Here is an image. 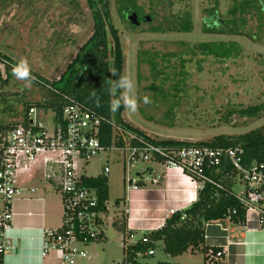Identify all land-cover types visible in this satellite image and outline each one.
I'll use <instances>...</instances> for the list:
<instances>
[{
  "label": "rangeland",
  "instance_id": "374dc122",
  "mask_svg": "<svg viewBox=\"0 0 264 264\" xmlns=\"http://www.w3.org/2000/svg\"><path fill=\"white\" fill-rule=\"evenodd\" d=\"M142 19L132 28L121 15L118 0H109L113 24L119 30L125 66L124 74L136 85L140 98L137 112L125 109V123L144 132L156 141L180 140L191 143L209 142L215 137L239 136L264 127V115L240 117L238 113L223 119L233 110H243L264 104V38L257 42L247 36L214 35L204 27L217 26L218 20L231 19L229 10L233 0H135ZM263 4H264V0ZM190 16L192 30L178 32L175 27ZM246 31L260 34V22L255 14L246 15ZM93 18L86 0H0V68L2 61L15 65L21 58L28 61L36 78L30 89L15 76L10 88L24 96L29 105L42 103L46 93L39 81L58 80L75 59L93 32ZM236 43L242 49L236 59L219 62L213 56H204L196 46L209 43ZM5 77V75H4ZM152 101L145 105L142 98ZM22 106L19 108L21 112ZM21 112L20 116L23 117ZM34 117L42 118L37 111ZM50 117L40 122L50 127ZM20 119V117H19ZM154 163H139L133 174H140ZM109 166L108 176L110 214L104 227V237L89 244L76 243L86 253L76 264H123L126 261L123 235L113 227L115 221L125 220L127 214V177L120 153L104 154L90 160L84 174L96 177L103 166ZM32 177V176H29ZM243 191L241 185L236 189ZM49 201L60 216V197L50 192ZM120 206H116V202ZM63 221L61 220L59 228ZM52 229V230H58ZM195 258L188 253L183 264H203V253ZM194 254V255H195ZM188 260V261H187ZM176 264L165 259L161 249L154 256L138 258L140 263L158 262ZM45 264H55L47 259ZM180 264V263H179ZM182 264V263H181Z\"/></svg>",
  "mask_w": 264,
  "mask_h": 264
},
{
  "label": "built area",
  "instance_id": "2783aa9c",
  "mask_svg": "<svg viewBox=\"0 0 264 264\" xmlns=\"http://www.w3.org/2000/svg\"><path fill=\"white\" fill-rule=\"evenodd\" d=\"M64 106L60 114L53 108L33 106L20 123L7 130H0V257L15 249L7 237L11 230L13 206L19 199L32 200L35 189H26L23 178L37 173L50 190L59 195L62 207V226L58 230L43 233L41 256L58 257L57 264H76L85 259L86 253L76 243L89 244L104 236V227L110 214L108 201L101 204L97 187L87 185V180L106 178L110 167L103 166L102 174L89 177L84 169L94 158L104 154L120 153L123 156L127 177L124 178L126 200L131 192L143 186L158 185L156 176L147 167L134 175L139 163L162 165L166 172L175 171L194 188L198 201L199 192L206 184H213L210 174L219 169L230 168L234 173L231 195L244 211L241 224L246 230L264 231V162H247L240 147H184L181 149L157 146L124 129L113 119L100 115L73 100ZM39 111L42 118L34 117ZM50 119V127L43 125V117ZM27 121V124H24ZM112 129V142L102 143L104 128ZM241 185L243 191L238 193ZM194 205V204H193ZM117 206V204H116ZM179 211L171 210L166 218ZM237 212H231L236 215ZM231 222L230 217L227 218ZM166 223V222H165ZM213 224H207L206 229ZM221 225V223L214 224ZM165 226V225H164ZM163 226V227H164ZM162 227V228H163ZM148 243L145 235L128 233L125 246L138 242ZM218 250V251H216ZM150 250L148 256L154 255ZM225 255L221 247H208V263L220 262ZM0 264H3V261Z\"/></svg>",
  "mask_w": 264,
  "mask_h": 264
},
{
  "label": "trees",
  "instance_id": "16d2710c",
  "mask_svg": "<svg viewBox=\"0 0 264 264\" xmlns=\"http://www.w3.org/2000/svg\"><path fill=\"white\" fill-rule=\"evenodd\" d=\"M92 13L94 22L93 32L88 41L82 46L75 59L67 66L65 72L58 80L49 82L47 80L39 81L46 97L42 103L29 105L24 96L15 93L10 88V81L13 75L14 65L8 60H3L5 70L0 68V130L11 129L20 123L21 118L33 106L53 108L58 114L62 111L68 100L83 105L100 115L113 119L124 129L131 131L138 137L144 138L150 143L168 148L181 149L184 147H240L244 151L247 162H264V127L253 130L239 136L221 135L215 137L209 142L191 143L180 140H160L156 141L148 137L144 132L125 123L122 114L125 108L121 107L116 112L109 110L110 97L107 89L108 81L116 80L124 74L125 56L120 40L119 30L115 27L110 13L109 0H86ZM120 4V13L122 17L129 22L132 28H136L129 20V13H136L139 20L142 21V14L136 5L135 0H118ZM255 14L260 22V34H252L246 31V15ZM217 20V26H205L204 32L214 35L228 36H247L252 41L257 42V37L264 38V4L262 0H233V6L229 10L231 19L221 21L212 14ZM175 30L188 33L192 30L190 16L186 15V20L179 23ZM199 53L204 56H213L215 60L224 62L236 59L242 54V49L236 43H209L196 46ZM115 71L116 76L111 72ZM5 75V77H4ZM95 90L96 97L90 94ZM22 106L20 116L19 108ZM238 113L240 117L254 118L264 115V104L248 107L243 110H233L223 119L229 122V117ZM20 117V119H19ZM27 124V121H24ZM112 129L104 128L102 143L106 146L112 142ZM213 178V184H206L204 189L199 192L198 201L190 208L177 212L166 220L165 226L160 230L146 235L149 242H138L135 245L125 246V237L127 236L126 219L115 221L113 227L123 235L124 251L126 261L123 264H148L138 262V258L149 257L146 253L155 250L157 244H163V252L171 257L181 256L187 252L203 253L206 256L208 248L205 247V232L207 224L223 223L230 217L233 224L241 226L244 220V211L239 202L231 195L234 186V173L230 168L219 169L210 174ZM87 185L98 188L101 204L109 200L108 181L106 178L96 180H87ZM120 203L119 201L117 202ZM236 211V215L231 212ZM102 236L101 238H103ZM100 238V239H101ZM218 251V250H216ZM206 264L207 256H206ZM2 263V258L0 257ZM155 264H170L158 262ZM214 264H221L219 262Z\"/></svg>",
  "mask_w": 264,
  "mask_h": 264
},
{
  "label": "crops",
  "instance_id": "0c3cea01",
  "mask_svg": "<svg viewBox=\"0 0 264 264\" xmlns=\"http://www.w3.org/2000/svg\"><path fill=\"white\" fill-rule=\"evenodd\" d=\"M151 170L156 176H161V181L158 185L143 186L141 190L129 194L125 216L127 234L146 236L154 233L165 225L169 211L181 212L197 202L194 188L178 173L166 172L165 168L157 163L151 166ZM22 187L24 196L28 195L26 189L29 187L34 188L36 192L32 200L19 199L14 203L11 230L7 237L15 249L3 256V264H45L47 259L57 264L56 255L42 259L41 248L44 231L59 228L62 207L58 216L54 211L53 202L48 198L52 191L37 173L32 177L23 178ZM117 202L119 207L121 204ZM205 247L223 248L225 255L219 262L221 264H264V231L246 230L225 221L221 225H211L206 229ZM158 249L163 252L161 242L157 244L154 255ZM188 253L195 258L199 257L191 252L176 257L164 253V257L175 260L178 262L176 264H183L181 258ZM205 258L203 254V264H206ZM185 264L191 263L188 261Z\"/></svg>",
  "mask_w": 264,
  "mask_h": 264
},
{
  "label": "clouds",
  "instance_id": "9594fccd",
  "mask_svg": "<svg viewBox=\"0 0 264 264\" xmlns=\"http://www.w3.org/2000/svg\"><path fill=\"white\" fill-rule=\"evenodd\" d=\"M13 75L23 83L24 87L30 89L35 83L36 78L32 75L28 61L21 58L13 67ZM112 76H116L115 71L111 72ZM109 88L107 89L112 99L109 103L111 112L118 111L121 107L135 113L140 104V98L136 95V85L128 75H120L116 80L108 81ZM93 98L96 97V92L93 90L90 94ZM142 102L147 105L151 103L149 97L144 96Z\"/></svg>",
  "mask_w": 264,
  "mask_h": 264
},
{
  "label": "water",
  "instance_id": "95a60500",
  "mask_svg": "<svg viewBox=\"0 0 264 264\" xmlns=\"http://www.w3.org/2000/svg\"><path fill=\"white\" fill-rule=\"evenodd\" d=\"M127 20H129L135 26H138L141 23V21L139 20L138 15L135 12L134 13H129L127 15ZM142 21L143 22L149 21V17H145Z\"/></svg>",
  "mask_w": 264,
  "mask_h": 264
}]
</instances>
